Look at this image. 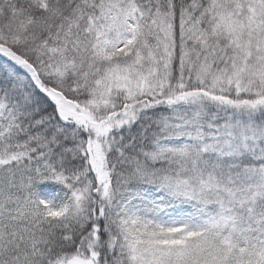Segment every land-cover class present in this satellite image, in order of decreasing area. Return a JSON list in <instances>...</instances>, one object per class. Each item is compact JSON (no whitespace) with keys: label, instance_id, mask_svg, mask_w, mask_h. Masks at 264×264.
Masks as SVG:
<instances>
[{"label":"snow or ice","instance_id":"snow-or-ice-1","mask_svg":"<svg viewBox=\"0 0 264 264\" xmlns=\"http://www.w3.org/2000/svg\"><path fill=\"white\" fill-rule=\"evenodd\" d=\"M0 264H264V0H0Z\"/></svg>","mask_w":264,"mask_h":264}]
</instances>
